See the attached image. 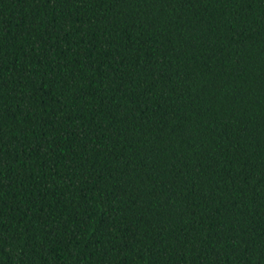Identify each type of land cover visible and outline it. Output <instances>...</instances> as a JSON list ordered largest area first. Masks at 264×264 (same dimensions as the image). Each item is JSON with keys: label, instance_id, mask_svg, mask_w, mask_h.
I'll use <instances>...</instances> for the list:
<instances>
[{"label": "trees", "instance_id": "16d2710c", "mask_svg": "<svg viewBox=\"0 0 264 264\" xmlns=\"http://www.w3.org/2000/svg\"><path fill=\"white\" fill-rule=\"evenodd\" d=\"M0 264H264V0H0Z\"/></svg>", "mask_w": 264, "mask_h": 264}]
</instances>
